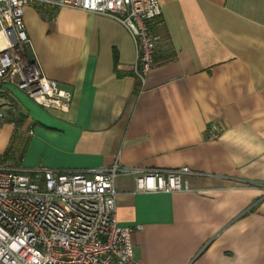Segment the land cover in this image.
<instances>
[{
  "label": "crops",
  "instance_id": "crops-1",
  "mask_svg": "<svg viewBox=\"0 0 264 264\" xmlns=\"http://www.w3.org/2000/svg\"><path fill=\"white\" fill-rule=\"evenodd\" d=\"M158 2L157 67L143 88L133 41L114 19L25 8L44 76L72 99L67 112L45 110L0 84L10 103L0 104L10 108L0 166L186 167V192L137 193L133 176L115 180L116 220L132 230L136 261L264 264V191L252 186L264 184V0Z\"/></svg>",
  "mask_w": 264,
  "mask_h": 264
},
{
  "label": "built area",
  "instance_id": "built-area-1",
  "mask_svg": "<svg viewBox=\"0 0 264 264\" xmlns=\"http://www.w3.org/2000/svg\"><path fill=\"white\" fill-rule=\"evenodd\" d=\"M41 14L62 8L104 15L118 22L135 47L132 74L141 88L157 67L158 0H0V84L17 88L37 106L67 112L72 94L47 79L24 26V10ZM6 117L0 111V128ZM220 127L210 133L220 134ZM133 176L135 191H189L188 168L110 167L88 170L21 169L0 166V264H140L132 230L116 220L119 176ZM252 186L264 191L263 183ZM139 230V228H136Z\"/></svg>",
  "mask_w": 264,
  "mask_h": 264
},
{
  "label": "rangeland",
  "instance_id": "rangeland-1",
  "mask_svg": "<svg viewBox=\"0 0 264 264\" xmlns=\"http://www.w3.org/2000/svg\"><path fill=\"white\" fill-rule=\"evenodd\" d=\"M5 89H7L9 92H11V93H13V94H17V95H20V96H22L23 98H25L27 101H29L30 103H33V101H31L30 99H28L27 98V96L23 93V92H21V91H19L17 88H15V87H13V86H5L4 87ZM2 102H5V104H8V105H10V103H9V100H7V99H3V98H0V104L2 103ZM3 106V105H2ZM2 106H0V109H1V107ZM1 111V110H0ZM2 112V111H1ZM8 112H10V108H7V109H3V113H4V115H6V117H7V120L9 119V114H8Z\"/></svg>",
  "mask_w": 264,
  "mask_h": 264
},
{
  "label": "trees",
  "instance_id": "trees-1",
  "mask_svg": "<svg viewBox=\"0 0 264 264\" xmlns=\"http://www.w3.org/2000/svg\"><path fill=\"white\" fill-rule=\"evenodd\" d=\"M14 122H15V127H16V129H18L19 126H20L21 123H22V118H20V120L14 121ZM12 144H13V143H12ZM11 148H12V146H11Z\"/></svg>",
  "mask_w": 264,
  "mask_h": 264
}]
</instances>
